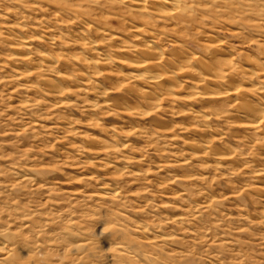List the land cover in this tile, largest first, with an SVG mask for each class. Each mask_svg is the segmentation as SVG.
I'll return each mask as SVG.
<instances>
[{"label":"clouds","instance_id":"9594fccd","mask_svg":"<svg viewBox=\"0 0 264 264\" xmlns=\"http://www.w3.org/2000/svg\"><path fill=\"white\" fill-rule=\"evenodd\" d=\"M0 264H264V0H0Z\"/></svg>","mask_w":264,"mask_h":264}]
</instances>
